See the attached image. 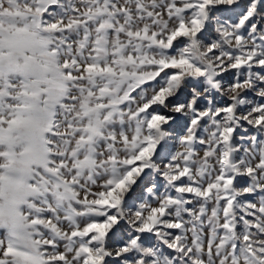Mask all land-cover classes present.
Listing matches in <instances>:
<instances>
[{"label": "snow or ice", "instance_id": "obj_1", "mask_svg": "<svg viewBox=\"0 0 264 264\" xmlns=\"http://www.w3.org/2000/svg\"><path fill=\"white\" fill-rule=\"evenodd\" d=\"M0 264H264V0H0Z\"/></svg>", "mask_w": 264, "mask_h": 264}]
</instances>
